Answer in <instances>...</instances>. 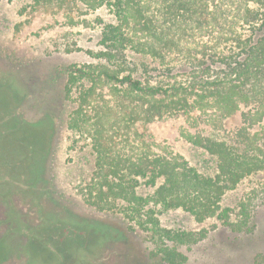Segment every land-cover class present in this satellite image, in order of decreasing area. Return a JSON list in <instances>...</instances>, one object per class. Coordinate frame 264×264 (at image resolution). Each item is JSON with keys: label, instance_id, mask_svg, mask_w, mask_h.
Instances as JSON below:
<instances>
[{"label": "trees", "instance_id": "16d2710c", "mask_svg": "<svg viewBox=\"0 0 264 264\" xmlns=\"http://www.w3.org/2000/svg\"><path fill=\"white\" fill-rule=\"evenodd\" d=\"M78 1L111 16L95 19L102 47L88 53L97 62L69 66L64 87L68 97L78 84L68 128L85 135L93 152L85 201L98 210H121L149 231L166 264H183L186 257L160 241L199 237L162 228L163 211L181 209L199 222L215 217L232 230L249 231L250 209L264 198V0ZM6 86L15 98H25V91ZM196 109L215 112L218 123L236 113L241 117L225 137L189 133L190 142L212 158V173L179 154L153 151L132 127L137 121L189 116ZM253 175L259 182L231 220L232 210L222 199ZM21 237L26 244L34 238ZM71 242L69 250L77 245ZM253 264H264V254Z\"/></svg>", "mask_w": 264, "mask_h": 264}, {"label": "rangeland", "instance_id": "374dc122", "mask_svg": "<svg viewBox=\"0 0 264 264\" xmlns=\"http://www.w3.org/2000/svg\"><path fill=\"white\" fill-rule=\"evenodd\" d=\"M97 17L111 16L78 0H0V264H166L149 231L121 210H98L85 201L93 152L85 135L68 128L78 84L68 97L64 87L69 66L97 62L88 53L102 47ZM6 84L25 91V98H15ZM215 115L196 109L189 116L137 121L132 127L153 151L179 154L212 173V158L190 142L189 133L225 137L241 123L239 113L221 123ZM259 179L248 177L224 195L221 204L232 210L231 220ZM255 203L249 231L232 230L215 217L199 222L181 209L163 211L162 228L173 235L191 232L199 240L160 244L183 254V264H253L264 254L263 196ZM23 234L34 238L26 244ZM70 240L77 245L69 250Z\"/></svg>", "mask_w": 264, "mask_h": 264}]
</instances>
